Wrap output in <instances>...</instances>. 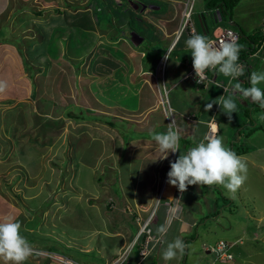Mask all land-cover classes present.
<instances>
[{"label": "rangeland", "instance_id": "374dc122", "mask_svg": "<svg viewBox=\"0 0 264 264\" xmlns=\"http://www.w3.org/2000/svg\"><path fill=\"white\" fill-rule=\"evenodd\" d=\"M169 1L171 3L178 2L177 4L174 3L179 9L177 16L182 13V8L192 6V2L187 0ZM252 1L257 2L258 0ZM254 2L252 5L255 4ZM42 3V0H0V10H5L0 14V44L2 45H0V48H2L0 53L6 52L9 56L11 55L5 57L0 54V218L12 216L18 220L21 224L20 234L27 239L33 250L35 249L23 264H43L42 258L52 262L53 260L62 262L61 260L65 257L75 264H116L115 261L125 253L124 257L119 259V264H123L133 248V243L130 242L131 238L134 237L133 240L135 238V240H139L136 234L146 232L148 226L143 229V224L150 215V212L146 210L147 208H142L145 203L143 204L140 201V197L144 201L149 200V195L146 194L147 189L145 190L142 183L143 177L134 176L132 178L130 175L127 176L123 173L125 165L130 164L131 169H137V163H140V160L129 163L125 159L127 152L130 150L127 147V141L138 139L136 141L131 140L129 144L131 146L135 143L144 145L147 142V146L150 147L147 150H154L153 146L155 144L153 141H148L152 138V131L165 132L169 124L172 123L174 130H178L181 135L180 152L172 153V157L175 158L176 155L179 156L180 153H185V148L191 147L193 139L191 138L190 141L189 137H186L188 141H183L188 133L181 129L182 125H178L177 115H175L173 109L172 113L169 109L170 103L169 105L165 104L162 111L157 106L155 111L153 110L148 114L146 121L144 119L147 115L143 116L140 119L142 121L140 126L135 125V123H138L134 113H132L130 121H128L130 123H127V125L119 124L118 120L112 118H107L104 121L96 120L90 116L92 111L88 109L85 103L83 106L72 108L69 111L74 113L76 117H87V119L81 120L82 118H79L78 120V122L81 121L80 127L84 130L81 134L73 136L72 140L66 135L61 136L55 142L47 144L50 147L45 148L43 151L40 150L38 153H36L38 151L36 150L35 154L31 153V150L23 151L22 147L26 145L33 146L35 149L41 147L36 145L43 144V135H41L43 131L40 125L44 119L48 120L52 116H48L45 111L41 110L42 108L38 109V114L32 123V125L37 124V127L34 126L35 130L33 128L28 129L29 121L24 124L21 118L28 119L29 107L17 106L18 102L13 105L12 103L9 104L16 97L12 95L16 90L13 85L19 81L17 85L19 96L24 93L29 83L36 89V93H41V88L35 83H40L38 81L39 77L49 76L50 68L48 64L50 63L45 60V56L36 54L41 53L44 49L42 42L46 39L45 32L47 30L45 29L49 28L55 20H58L56 19L59 12L57 10L60 8V13L64 11L65 14V11L69 12L71 10L69 7L71 5L81 6L82 8L91 7L94 13L93 17L97 19L100 18L98 15L100 12L97 8L112 9L115 7V11L108 10L107 12L110 11L109 14H114L117 19L121 17L119 20L125 19L127 25L129 23V26L124 28L126 33L130 31L129 28L139 31L143 27V21L148 22L143 16L141 22L138 20L129 22L130 12L125 14V10H132V8L128 7L127 3L118 6L114 0H109L108 3L104 0H50L45 7ZM256 4L257 15H260L263 6L260 3ZM194 5V11L197 12L198 0L194 1L193 7ZM20 7L25 8L24 13ZM26 7H28L27 12ZM247 7L253 6L247 5ZM116 9L121 10L124 14L121 16V12L116 11ZM8 10H12L11 12L16 15L21 13V20L15 22L13 26H7L5 22L9 19ZM37 10H41V16L35 13ZM69 15L72 16V14ZM69 15L67 14V16ZM40 19H45V21H40ZM253 21H255V17L252 18L251 22ZM42 22L45 23V29H42V31L44 30L42 39L38 41L26 39L29 34L34 36V33L41 31L38 29L41 28ZM195 22L201 33L197 18ZM144 24L147 25V23ZM217 24L220 27L226 26L222 22ZM251 31H254V28ZM141 33L144 36V41L139 46L145 47L149 43L152 32L144 30ZM6 37L9 39L7 42L4 40ZM208 37L209 35H207ZM152 49L153 54L159 50H161L160 54L165 52L160 46ZM179 50L176 49L172 55L179 54ZM90 57L88 54L84 57V60ZM67 60L71 61V59ZM17 61L18 68L15 63ZM72 66L76 68L74 64ZM32 69H40V71L35 72ZM57 69L54 76L61 71L67 72L59 66H57ZM28 76H31V78H28ZM227 79L228 76H225L222 85L227 86ZM232 83L233 85L241 83L244 88L249 87L248 83H242L239 80H232ZM159 84L161 85L160 80ZM92 90L95 93L94 85ZM179 92L180 90H172L169 94L170 99L174 98L180 101L183 94L180 95ZM161 94L163 95L164 92L161 91ZM198 94L196 93L195 96ZM125 96L122 100L124 103L132 102L133 105L137 102V99L131 100V98H125ZM164 98L167 99L166 96ZM80 99L73 102L76 104L77 101L80 104ZM233 99L241 109L231 114V120H228L221 110L219 115H215V119H218L217 125L215 123L216 135L223 137V139L224 135H227L228 140L233 142V150L244 152L238 156L244 158L247 162V179L234 194L222 185H203L204 187H201L203 193L200 194V197L203 195L202 198L205 196L211 198L213 208L214 205L216 208L213 210L216 212L210 214L207 218L203 217L200 220L201 222L195 226L194 231L190 233L191 235L185 238L184 242L187 248L182 256L184 264L208 263L210 261L215 264H233L234 261L232 263L214 261V253L211 251L206 253L204 249L214 246L220 240L234 241L238 236H241L240 244H242L238 243L235 248L247 249L249 253L253 254L251 256L253 260H256L258 264H264V110L256 107L258 104H253L250 98L245 99L242 95H234ZM246 104L251 105L250 118L253 124L261 125V129L253 131L254 127L251 128L249 125L237 127L242 122L250 120V118L245 117L248 114L244 109ZM21 110L24 112L23 116L16 115V113L21 114ZM211 110L215 112L214 109L211 108ZM15 117L18 118L15 119ZM237 120L238 122L235 123ZM13 121L16 127L13 126ZM210 123L209 120L205 132L203 131L204 135L206 133L210 134ZM52 127L54 126L52 125ZM63 129H65L64 126L61 127V130ZM71 132V134H74L75 131L71 130ZM113 162L118 163L119 168L112 165ZM165 179L167 180V177ZM133 181L139 182L137 192L133 187ZM168 184L166 181L162 184L161 191L160 189L156 190V198L158 200L162 198L160 203L165 202L163 198L170 200L174 197L171 194L172 197L168 198ZM178 192L179 190L176 196H178L179 202L184 198L185 205L189 204L190 200L195 201L197 199L195 194L188 191ZM145 196H147V199H145ZM164 205H160L158 209L153 210L154 218L149 224L150 229H153L158 220L163 218ZM190 206L195 207L194 204ZM142 209L145 211H141ZM201 209L205 211L204 208ZM144 214L147 215V218L143 217ZM124 233H126V236ZM153 235L155 237L157 234ZM170 236L169 227L167 234L157 244V251L160 246L163 249L165 248L167 242H170ZM140 241L144 243L145 238ZM140 241L136 243L133 251H136ZM203 243L213 244L203 245ZM38 249L47 254L38 255ZM116 251H118V258L112 262L107 260L106 255ZM53 252L62 255V257L56 256ZM239 260L243 261V264L251 263L248 258H244L241 254L236 255L235 264H239ZM0 264H6V262L0 259Z\"/></svg>", "mask_w": 264, "mask_h": 264}, {"label": "crops", "instance_id": "0c3cea01", "mask_svg": "<svg viewBox=\"0 0 264 264\" xmlns=\"http://www.w3.org/2000/svg\"><path fill=\"white\" fill-rule=\"evenodd\" d=\"M49 1L50 0H42V5L45 7L47 4H49ZM104 1H106L107 3L109 2V0ZM114 1L118 6L127 3L128 7L130 6L132 8V10H125V14L126 12H130L129 22L131 20L136 21V19L141 22L142 16L146 20H148V22L143 21L144 26L142 27V29L137 31L142 37H144L141 33L142 31L146 30L152 32V34L150 35L149 43L145 47L141 45L134 46L130 41L127 40L126 36L124 35V28L125 26H129V23L127 25L125 19L122 18L121 20H119L121 17L117 19L114 14H109L110 11L107 12L108 10H111L112 12L115 11V7L112 9L97 8L100 12L98 14L100 18L97 19H94V13L91 10V7L82 8L81 6L76 7L74 5H71L69 6L71 10H69V12L65 11V14L64 11L60 13L59 8V10H57L59 12L56 16L58 17L56 18L58 20H55V22L51 24L49 28L45 29V23L42 22L41 28L38 29L41 30L39 33H34V36H30L29 34L26 37V39L38 41L42 39V32H44V30L42 31V29L47 30V32H45L46 39L42 42L44 49L41 53H37L36 55H43L45 56V60L49 61L50 64H48V67L50 68V73L49 76L46 75L44 78L39 77L38 81L40 83H35L39 88H41V93H36V89L32 87L31 83H29V85L27 84L28 87L24 90V93L19 96V88H17V85L19 84L18 81V83L13 85L16 88L15 92L17 93L14 94V92L12 93V95L16 97L13 101H10L9 104L12 103L13 105L15 102H18L17 106L21 105V107H29L28 111L30 110V114L28 116V119L24 117L21 118L22 121H24V124L29 121V125H27L28 129H34V126L37 127V124L32 125V123L35 116L38 114V109L42 108L41 110L45 111L48 116L52 117H50V119L48 120L44 119L41 124L42 126L40 125V128L42 127L43 131V134H41L43 135V144L36 145L41 147L35 149L33 146L29 147L26 145L22 147L23 151L31 150V153L35 154L36 150H38L36 152L38 153L40 150L43 151L45 150V148L50 147L47 146V144L55 142L61 136L66 135L72 140L73 136H77L79 133L81 134L84 130L82 127H80L81 121L78 122V120L79 118H82L81 120H84L87 119V117H76L74 113L69 111L72 108L83 106L85 103L88 109L92 111V114L90 116L96 120L104 121L107 118H112L114 120H118L119 124L127 125V123H130L128 121H130L132 113H134L136 116V122L138 123H135V125L140 126L142 124V121H140V119L143 116L147 115L144 119V121H146L148 118V114L153 112V110L155 111V109H157V106L158 109H161L162 111L163 107L159 102V95L162 96V94L159 92L163 91L162 88L160 89L163 84L165 89L168 91L167 103L168 105L170 103L171 113L173 112V109L175 115H177L178 118V125H182L181 129L188 133V135L184 137L183 141H188L187 139H185L186 137H189L190 141L191 138L193 139L191 147L195 146V143H198L201 139H203L209 119H215V115H219V111H222L221 107L217 104H213L212 107L215 112L211 109L208 112L205 111L204 106L220 95H224L225 97L231 95L233 83L231 81L229 85H227V89H229V91H223L221 87H217L218 84H215V82H206V84L202 86V83H197L195 80L193 81L190 78H185L190 68L192 67L191 50L187 48L185 43L190 36L189 34L182 33L173 50L168 55L167 59H163L169 49V45L174 41V39H176L175 34L177 25L179 23V18H181L182 13L184 12V8H182V13L177 16V11L179 9L178 7H176V4L178 2L171 3L169 0ZM198 2L199 5L197 12L194 11L192 14V22L197 34H203L207 37L206 34L211 35L213 32L209 30H205L204 32L203 26L201 25L199 19V16L203 11V8L205 7L204 4L206 3V1L198 0ZM245 2H247V4H245ZM253 2L254 1L252 0H240V3H238L235 9H233L231 16H226L225 20H234L235 22H237L240 26V29L243 30L245 34L251 32L252 28H254V30H258L259 25L264 21V0H258L257 2H254V5H252ZM256 3H260L262 4L261 6H263V10L261 11L260 15H257L255 7L257 5ZM247 5H251L253 7H247ZM20 9H22L21 11L23 12L25 8L20 7ZM117 10L121 12V16L124 14V12L122 13L121 10L116 9V11ZM11 11L12 10H8L9 19L8 21H5L7 26H13L15 22L21 20V13H17L16 15ZM27 11L28 7H26V12ZM3 12H5V10H0V14H2ZM35 13L39 16L42 15L41 10H37ZM67 14H72V16L69 15V17L67 16ZM23 17L25 18L24 14ZM254 17L255 21L251 22L252 18ZM196 18L198 19V23L201 27V33L198 30L195 22ZM40 21H45V19H40ZM144 23H147V25H145ZM259 35L262 36L263 32H259ZM6 38L4 40H6V42L9 41V39ZM157 46L162 47V50L164 49V54H160L161 50L153 54L152 48ZM258 46L253 51L248 52V54L253 55L249 57L247 54L245 56V59H247L248 61L247 64L249 66L250 72L246 76L247 80L245 79L246 82L244 83H248L249 87V74H251V72L253 71H264V42L262 47L259 48ZM257 48H259V50L257 52H254L255 50H257ZM1 49L2 48H0V50ZM176 49H180L179 54L176 53L174 56L172 54L174 53V51H176ZM0 54L5 57L11 56H9L6 52H1ZM88 54L91 57L84 60V57ZM67 59H71V61H68ZM15 63L18 68V61ZM72 63L76 66V68L72 66ZM57 66H59V68H64L67 72L61 71L56 76H54V74L58 70ZM163 67L164 70H162ZM33 71L39 72L40 69H36ZM154 73H164V81L154 76ZM209 76L214 75L210 74ZM28 78H31V76H28ZM224 78L225 77L222 74H217L214 76V79L221 86ZM159 80L161 82V85L159 84ZM240 80L243 83L244 80L242 79V77H240L239 81ZM227 81H230V77H228ZM93 85L95 88V93L92 90ZM258 86L262 91L264 90V83H261ZM172 90H180L179 94H183L180 101L175 100L174 98L170 99L169 94ZM196 93L199 94L195 96ZM235 95L241 96L239 92H236ZM124 96L125 98H131V100L137 99V102H135V104L133 105L132 102L124 103L122 101ZM176 96L178 97V95ZM79 98H81L80 104L77 103ZM75 100H77L76 104L74 103ZM235 103L237 105L236 101ZM216 107L219 108L217 109ZM237 107L240 106L237 105ZM21 111V114L16 113V115L23 116L24 112L23 110ZM246 117H251V111L246 115ZM17 118L18 117H15V119ZM14 121L13 126H15ZM185 121H188L190 123H186ZM215 121L217 122L218 119H215ZM237 122L238 120L235 121V123ZM246 124L253 125V122L249 120L248 122H246ZM52 125L54 127H52ZM63 126L65 129L61 130V127ZM253 126L261 125L254 124ZM71 130L75 131L74 134H71ZM228 138L229 137H227V135H224L223 143L227 147L230 142ZM131 140L136 141L138 139H129L127 141V147L130 148V150L127 152L125 159H127L129 163L134 160H140V163H137V169H131L130 164L125 165V167H123V173L127 174V176L130 175L132 178L134 176L143 177L142 183L145 187V190L147 189L146 194L149 195V200L144 201L140 197V201L143 202V204L145 203L143 207L141 205L142 208H147L146 210H148V212H151L153 209H158L160 205H165L163 218L158 220V223L153 226V232L151 233L152 239H150L148 242V254H145V256H142L141 254V250L143 246H145V244H138L139 246L136 251H133L134 246H136L134 245L123 264H163V262H165V264H181L183 258L179 255L176 259L170 261H165L162 259L161 253L163 247L160 246L157 251V243H155V238L157 237L156 229L158 228V226L171 221V236L169 237V241H173L176 237H181L182 239L186 238L191 235L190 233L194 231L195 226L201 222L200 220L203 217L207 218L210 214H212V210L216 209L215 205L213 208V202L211 198L207 196L202 198L203 195L200 197V194L203 193V189L201 188L204 187L203 185H189L187 187L185 191L195 194V196H197V199L195 201L190 200L191 202L185 205L184 198H182L181 196L182 200L181 202H179L180 200H178V196H176L178 188L176 186L168 184V198H171L172 195H174V197H172L170 200L167 198H163L165 202L160 203L162 198H159V200L158 198H156L157 191L158 189L161 190V186L165 181V178L167 177L166 174L170 169L169 161L174 162L178 156L176 155V157L174 158L172 157V153H169L166 159L161 160L157 158L155 161H153V159H155L156 156L160 155V153L158 152L157 145L152 140V138L148 141H153V143L155 144L153 146L154 150H147L148 148H150L147 146V142L144 143V145L135 143L131 146L129 144ZM184 151L186 152L187 149L185 148ZM112 165H116L115 167L119 168L118 163L113 162ZM138 183V181H133L132 183L133 187H135L136 192L138 190ZM137 195L135 196L139 198V196ZM145 199H147V196H145ZM199 201H201L202 203H200ZM192 204H194L195 207H191L190 205ZM201 208H204L205 211H203ZM141 211L145 210L142 209ZM208 211L210 212L208 213ZM146 216L147 215L144 214L143 217ZM116 233L118 234L119 232ZM153 234H155L156 236L153 237ZM124 235L126 236V233H124ZM133 238L134 237L131 238V243H133L134 241ZM241 239V236H238L234 240L238 241V243L240 244ZM238 243H236L234 246L236 247ZM235 247L231 250L233 255L232 260L221 261L216 259L215 261L226 263H232L234 261L233 264H235L236 255L241 254V256H243L244 258L249 259V261L251 262L249 264H258L256 260H253L251 258L253 254L249 253L247 249ZM236 250H238V252H236ZM205 252L208 253L207 250H205ZM53 253L56 256L62 257V255L58 253ZM117 256L118 251L111 252L109 255H106V258L107 260H111L110 262H112L118 258ZM65 258L71 261L67 257ZM42 261L43 264H65L63 262H57L56 260H53L52 262L44 258H42ZM71 262L75 264L73 261ZM194 264L215 263L210 261L208 263L196 262ZM239 264H243V261L239 260Z\"/></svg>", "mask_w": 264, "mask_h": 264}, {"label": "clouds", "instance_id": "9594fccd", "mask_svg": "<svg viewBox=\"0 0 264 264\" xmlns=\"http://www.w3.org/2000/svg\"><path fill=\"white\" fill-rule=\"evenodd\" d=\"M187 1L189 2L190 0ZM194 1L195 0H192L191 8L193 7ZM206 8V6L203 8V11L199 16L204 30L217 31L220 28H224L219 26V28L216 29V27H218L217 23L222 22L226 24L225 27L234 29L239 36L240 26L237 22L234 20H226V22H223L220 18V14H217L215 17H207ZM193 12L194 7L191 15L189 16L194 28L192 22ZM181 21L182 20L179 18L177 28L179 27ZM231 22H234L236 26H232ZM210 27H212V29H210ZM129 29L131 30L133 28ZM258 29L260 32H263L262 36L264 37V21L259 25ZM124 33L126 36V32ZM178 39L175 41V44ZM263 42L264 41H262L258 46L259 48L263 46ZM185 43L187 48L191 50L192 66L197 83H203L205 79H207L205 76L206 70H216L217 68L219 72L230 77L232 80H239L240 77H242L244 80L243 82H246V76L250 71L247 64L248 61L245 59V56L250 51L246 49L245 56L243 58H239V51L242 45L237 43V37L232 36L231 39H226L223 42L216 44L209 41L205 35L197 34L194 28V31ZM174 46L166 55V59L173 50ZM259 48H257L254 52H257ZM251 55L253 54H248L249 57ZM239 59H242L244 62L239 63ZM249 75L250 87L244 88L240 83H235L232 85L231 95L228 97H225L224 95L216 97L204 106V110L208 112L213 107V104H218L227 116L228 120H231V114L236 112L237 108L235 100L233 99L236 92H239L243 98H250L253 103L259 104L261 108H264V91H262L258 86L261 83H264V71H253ZM231 81L226 84L229 85ZM217 87L223 88L221 85H217ZM224 91H229L227 86H225ZM166 117L168 116L166 115ZM151 137L157 145V150L160 153V155L156 156L153 161L157 158L161 160L166 159L169 152H180L179 142L181 135L178 130H174L172 123L169 124V127L165 132H155L153 130ZM169 164L170 169L166 174L167 182L176 186L181 192L185 191L189 185H222L230 193L234 194L247 179L246 160L225 146L223 143V137L219 135H205L203 139H201L198 143H195V146L188 148L183 154L180 153L174 162L169 161ZM153 210L149 215L151 216L150 221L146 225L148 226L149 233L143 232L142 234V232H138L136 237L138 236L139 240H135V238L133 244L131 243L132 247L143 238H145L144 243L140 241L139 245L141 243L142 245L145 244V246L148 247V242L152 239L151 233L153 232V230L149 228V224L154 218ZM215 212L216 211H213L212 214H215ZM170 226L171 221L158 226L156 229L157 237L155 238V243L159 244L161 242V238L167 234ZM20 229L21 224L14 217L5 216L0 218V259L5 261L6 264H23V262L33 254L34 250L31 244L20 234ZM186 248L187 245L184 240L181 237H176L173 241L167 242L166 247L161 253L162 259L170 261L176 259L178 255L182 257L185 254ZM204 250L209 252L208 249ZM213 259L214 261L216 260L215 257Z\"/></svg>", "mask_w": 264, "mask_h": 264}, {"label": "built area", "instance_id": "2783aa9c", "mask_svg": "<svg viewBox=\"0 0 264 264\" xmlns=\"http://www.w3.org/2000/svg\"><path fill=\"white\" fill-rule=\"evenodd\" d=\"M192 2V0H190ZM191 7V6H190ZM187 16V15H186ZM182 21L180 22L179 24V31H177V33L175 34L176 35V40L178 39V37L180 36V32L182 30L184 31H190V32H193L194 31V28L192 26V23L190 21V18L189 16L188 17H185V18H182L181 19ZM186 27V28H185ZM185 28V29H184ZM213 38L212 40H210L211 42L213 43H216V44H219L220 42H223L224 40L226 39H231L232 36H235L238 38V34L237 32L230 28V27H224V28H220L219 30H217V32L214 31L213 33ZM231 34V35H230ZM209 40V39H208ZM173 47V46H172ZM172 47H169L168 51L166 52L165 56L163 57V59H166V55L168 54V52L171 50ZM162 70H164V67L162 68ZM225 88V87H224ZM162 90L164 92V94L161 96L159 95V102L162 104L161 106L163 107V109L165 108V104H168L167 103V99L164 98V96H166L167 98V90L165 89V87L163 86L162 87ZM161 93V92H159ZM170 111H171V108H169ZM152 215V214H151ZM150 217L149 216L146 221L144 222L143 224V229L145 228V226L148 224V222L150 221ZM147 233H149V229H146L145 230ZM213 243L211 244H208V245H212ZM229 244L233 245L232 242H229V241H226V240H221L219 241V243L213 247L211 246L210 249H208L209 251H211L212 253H214V257L215 259L217 260H221V261H229L232 259V253H231V249L230 250H227V246H229ZM141 254L142 256H145V254H148V251H147V247L146 246H143L142 250H141ZM125 253L122 255L121 258L119 259H122L124 257ZM117 259L115 261L116 264H119L120 260ZM63 263L65 264H73L71 261L67 260V259H62L61 260Z\"/></svg>", "mask_w": 264, "mask_h": 264}, {"label": "trees", "instance_id": "16d2710c", "mask_svg": "<svg viewBox=\"0 0 264 264\" xmlns=\"http://www.w3.org/2000/svg\"><path fill=\"white\" fill-rule=\"evenodd\" d=\"M206 3L204 4V6L208 7V8H212V7H218L220 9V14H221V18L223 22H226L225 17L226 16H231L234 7H236L239 3L240 0H205ZM260 30H254L249 32L248 34H245V32L243 30L240 29L239 31V40L237 43H239L240 45H242L240 51H239V58H243L245 56V52L246 49H248L249 51H253L254 49H256V47L258 45L261 44L262 41H264V37L259 35ZM254 45V46H252ZM242 60V59H239ZM217 74H222L223 73H218L216 71L212 72V75H217ZM225 77V75H224ZM256 104V103H253ZM256 107H258L259 109H263L258 105H256ZM241 107H237L236 110H240ZM244 109L247 111V113H249L250 109H251V105L250 104H246V106L244 107ZM246 113V114H247ZM246 117V116H245ZM249 119V117H248ZM250 121L253 122L250 118ZM248 124H246V122H242L241 124L237 125V127H244L247 126ZM249 127L253 128V131L256 129H261V126H252L249 125ZM238 130V129H237ZM238 135V133H237ZM205 136V135H204ZM203 136V137H204ZM186 139V138H185ZM233 142L232 140L229 142L228 148H230L233 152H235L233 150ZM237 155L243 154L244 152L239 151V152H235ZM183 240H185V238H183ZM39 250V249H38ZM50 252V251H48ZM181 264H184V258L182 259Z\"/></svg>", "mask_w": 264, "mask_h": 264}, {"label": "bare ground", "instance_id": "6f19581e", "mask_svg": "<svg viewBox=\"0 0 264 264\" xmlns=\"http://www.w3.org/2000/svg\"><path fill=\"white\" fill-rule=\"evenodd\" d=\"M215 10V11H214ZM192 11H193V9L191 8V7H184V12L182 13V16H181V18H185V17H188V16H190L191 15V13H192ZM206 11H207V14H206V16L207 17H215L217 14H220V9L218 8V7H212V8H206ZM187 15V16H186ZM220 16H221V14H220ZM221 18V17H220ZM222 19V18H221ZM179 28L180 27H178L177 28V30H176V33H177V31H179ZM186 28V27H185ZM184 28V29H185ZM217 28H219V26L218 27H216V29ZM213 33H214V31H212ZM215 32H217V31H215ZM180 33H188L189 35H191V33L192 32H190V31H184V30H182ZM197 33V32H196ZM211 34V35H209V37H208V39H209V41L210 40H212V38H213V35L214 34ZM175 38H176V35H175ZM238 40H239V36H238V38H237V42H238ZM175 41H176V39H174V41L169 45V47H172V46H174V44H175ZM168 47V48H169ZM167 48V49H168ZM239 63H242V62H244L243 60H239L238 61ZM164 65V64H163ZM213 71H216V72H218V73H221V72H219V70H218V68L216 69V70H206V72H205V76L207 77V79H205V81L202 83V86H204L205 84H206V82H215V84H218L219 85V83L214 79V76H209L210 74H212V72ZM154 76H156V77H158V79L160 78V80H162V81H164V73H154ZM212 77V78H211ZM185 78H190L191 80H195L196 81V77H195V72H194V69H193V66L190 68V70H189V72H188V74L186 75V77ZM232 79L230 78V81H231ZM212 84H214V83H212ZM163 86H164V84H163ZM163 86H161L160 87V89L163 87ZM158 87V86H157ZM222 89H223V91H224V87H225V85H222ZM217 108V107H216ZM218 109V108H217ZM213 118V117H212ZM210 121H211V123H210V127H209V131H210V134L208 135V133H206V135H208V136H213V135H216V126H215V123H217L216 121H215V119H209ZM212 121H213V123H212ZM255 124V123H254ZM253 124V125H254ZM248 125H251V124H248ZM208 131V132H209ZM212 132H213V134H212ZM167 180L165 179V181L163 182V184L166 182ZM161 191V190H160ZM221 241V240H220ZM226 241H228V240H226ZM229 242H232L233 243V245H231V244H229V246H227V250H230V249H232V248H234L235 246V244L236 243H238V241H229ZM219 243V242H218ZM218 243H216L213 247H215ZM211 247V246H210ZM210 247L208 248V249H210ZM35 250V249H34ZM39 254H43V255H45V254H47V253H43V250L41 251V250H39ZM64 259H66V258H64Z\"/></svg>", "mask_w": 264, "mask_h": 264}, {"label": "water", "instance_id": "95a60500", "mask_svg": "<svg viewBox=\"0 0 264 264\" xmlns=\"http://www.w3.org/2000/svg\"><path fill=\"white\" fill-rule=\"evenodd\" d=\"M231 25L236 26L234 22H231ZM126 36L134 46H138L139 44H141L144 38L134 29H131L128 33H126Z\"/></svg>", "mask_w": 264, "mask_h": 264}]
</instances>
